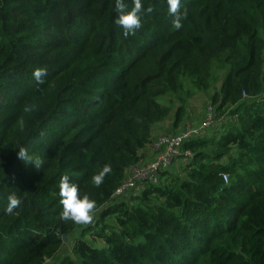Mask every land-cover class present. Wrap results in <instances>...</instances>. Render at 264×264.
Returning a JSON list of instances; mask_svg holds the SVG:
<instances>
[{"label":"trees","instance_id":"obj_1","mask_svg":"<svg viewBox=\"0 0 264 264\" xmlns=\"http://www.w3.org/2000/svg\"><path fill=\"white\" fill-rule=\"evenodd\" d=\"M142 4L154 11L126 37L115 0H0V264H264V0H182L180 29L167 0ZM212 66L226 69L215 124L157 183L113 198L171 112L157 99L182 77L206 89ZM63 175L96 200L92 224L61 219Z\"/></svg>","mask_w":264,"mask_h":264},{"label":"clouds","instance_id":"obj_2","mask_svg":"<svg viewBox=\"0 0 264 264\" xmlns=\"http://www.w3.org/2000/svg\"><path fill=\"white\" fill-rule=\"evenodd\" d=\"M168 12L174 17L173 27L180 29L182 20L187 17V9L184 8L182 0H167ZM184 8L183 12L181 9ZM115 10L117 18L115 23L120 26L124 35H135L136 31L142 26V16L147 13L151 14L154 8L151 4L147 8L142 4V0H132L131 8L124 3V0H115ZM46 74V69L38 68L34 72V76L38 83H44L41 78ZM26 111L32 110L26 108ZM18 158L23 160L26 164H34L39 169L43 161L39 158H32L24 148H20ZM112 171L110 165H104L102 170L92 176V182L96 187H99L110 172ZM59 203L63 206L61 219L65 221H72L78 225H90L94 222L97 212V202L91 198L88 193L81 192L79 185L70 179L69 175H63L59 184ZM21 204V198L12 192L7 196V205L5 211L11 214L14 209Z\"/></svg>","mask_w":264,"mask_h":264},{"label":"built area","instance_id":"obj_3","mask_svg":"<svg viewBox=\"0 0 264 264\" xmlns=\"http://www.w3.org/2000/svg\"><path fill=\"white\" fill-rule=\"evenodd\" d=\"M214 108L208 104L204 109L203 120L198 130L182 129L174 134H161L153 139L151 148L154 155L147 161L128 167L123 179L114 188L112 197L117 198L130 193L138 192L147 183H157L160 172L170 165L175 156L181 153L182 141L200 130L212 127L215 124ZM184 154H188L187 151ZM222 180H227L226 174H221Z\"/></svg>","mask_w":264,"mask_h":264},{"label":"rangeland","instance_id":"obj_4","mask_svg":"<svg viewBox=\"0 0 264 264\" xmlns=\"http://www.w3.org/2000/svg\"><path fill=\"white\" fill-rule=\"evenodd\" d=\"M225 70H226L225 68L220 69V68H216L215 66H212L210 70L211 79L206 89L198 90L192 87V85L190 84V82L186 77H182L181 88L177 92L166 93L162 97L158 98L157 100L160 103H168L170 105L171 112L167 116V119H165L166 121L164 120L163 122L153 127L154 128L153 132L155 133V135L159 136L161 134H174L181 131L182 129L198 130L199 125L203 120L204 109L208 104H210L209 103L210 96L214 91L218 89L219 83L223 75L225 74ZM177 107L182 108V116L178 124L176 126H172L171 125L172 113ZM214 112L216 115L217 112L215 110ZM219 116L220 115H216L215 118ZM151 142H150V147H151ZM139 161L143 162L144 160H139ZM179 163L180 160L174 159L172 161L171 167L174 168ZM84 237H86V239L90 242V244H93L95 246H99L101 244L99 240L94 239L88 234H85ZM67 242L68 240L66 239L65 243ZM67 246L69 245L67 244Z\"/></svg>","mask_w":264,"mask_h":264},{"label":"crops","instance_id":"obj_5","mask_svg":"<svg viewBox=\"0 0 264 264\" xmlns=\"http://www.w3.org/2000/svg\"><path fill=\"white\" fill-rule=\"evenodd\" d=\"M166 119H167V117H166ZM165 121H166V120H165ZM157 125H158V124H157ZM153 129H154V128H152V137H151V141H153V139L157 136V135H155V133L153 132ZM163 130H165V129H163ZM158 135H159V134H158ZM151 141H150V142H151ZM153 155H154V152H153V150H152L151 147H150V143H148V144L142 149L141 157H140L139 160L147 161V160L151 159V158L153 157Z\"/></svg>","mask_w":264,"mask_h":264},{"label":"water","instance_id":"obj_6","mask_svg":"<svg viewBox=\"0 0 264 264\" xmlns=\"http://www.w3.org/2000/svg\"><path fill=\"white\" fill-rule=\"evenodd\" d=\"M62 239H63V240H66V236L63 235V236H62Z\"/></svg>","mask_w":264,"mask_h":264}]
</instances>
